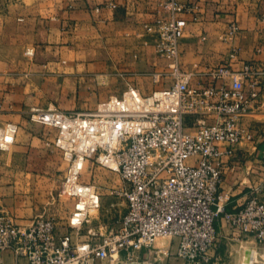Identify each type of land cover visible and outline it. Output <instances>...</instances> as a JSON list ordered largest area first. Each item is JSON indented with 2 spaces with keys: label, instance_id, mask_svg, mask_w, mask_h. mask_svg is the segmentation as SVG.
Masks as SVG:
<instances>
[{
  "label": "built area",
  "instance_id": "obj_1",
  "mask_svg": "<svg viewBox=\"0 0 264 264\" xmlns=\"http://www.w3.org/2000/svg\"><path fill=\"white\" fill-rule=\"evenodd\" d=\"M162 5L169 16L146 27L168 67L154 71L153 79L169 75V86L143 94L130 84L93 109L33 108L30 119L58 129L56 145L69 161L61 192L76 202L71 231L63 234L54 216L21 223L0 213V252H11L16 264H94L122 253L128 263H140L141 250L154 262H161L157 254L209 264L220 248L219 233L264 242V162L248 169L254 179L242 202L232 204L231 191L223 187L226 168H234L224 158L237 155L243 142L256 143L244 118L261 95L264 68L255 60L237 61L238 49L232 48L208 71L221 84L193 82V73L182 65L181 41L188 24L184 14H196L198 7L182 0H163ZM237 30L232 23L223 37L229 40ZM16 132L17 124L0 127L1 149L9 148ZM91 158L119 173L123 184L110 193L126 200L127 211L116 227L106 233L92 228L81 240L74 236L81 235L91 211L101 205L98 187L81 180ZM83 183L84 194L75 187ZM164 237L170 245H157Z\"/></svg>",
  "mask_w": 264,
  "mask_h": 264
},
{
  "label": "crops",
  "instance_id": "obj_2",
  "mask_svg": "<svg viewBox=\"0 0 264 264\" xmlns=\"http://www.w3.org/2000/svg\"><path fill=\"white\" fill-rule=\"evenodd\" d=\"M182 1L198 7L196 14H184L188 24L181 41L182 65L193 73V82L221 84L208 71L223 62L232 48L238 49L237 61L255 60L264 68V0ZM162 3L22 0L11 11L0 13V127L17 124L14 142L8 149L0 148V213L26 223L34 212L50 215L57 209L69 161L56 145L58 129L30 119L34 107L66 112L93 109L130 84L143 94L171 84L169 75L159 82L153 79L152 73L164 70L166 61L157 53L155 34L146 29L157 17L169 16ZM234 22L239 30L227 40L224 33ZM31 48L34 53L28 54ZM244 121L256 134V143L243 142L238 156L224 158L227 165L234 164L226 168L223 181L233 195L232 204L245 199L248 182L254 179L247 176L250 166L264 162V82ZM100 193L97 209L103 202ZM74 206L70 215L55 216L62 234L71 231ZM124 214L108 224L107 231ZM0 258L2 264H16L9 251L0 252ZM145 258L153 260L148 251H139L138 262Z\"/></svg>",
  "mask_w": 264,
  "mask_h": 264
},
{
  "label": "rangeland",
  "instance_id": "obj_3",
  "mask_svg": "<svg viewBox=\"0 0 264 264\" xmlns=\"http://www.w3.org/2000/svg\"><path fill=\"white\" fill-rule=\"evenodd\" d=\"M21 1L22 0H0V13L6 10L11 11L13 8H15L16 4H18ZM238 30H239V26H238ZM141 33L142 32L139 31V37H142ZM167 68L168 67L166 64L165 69ZM189 117L192 118L191 116ZM81 180L83 182L95 184L96 186L99 187V190L103 193V202L101 208L93 209L91 211L90 222L81 232V236L83 238L88 237L90 235L89 230L92 228L101 233H106L108 232L107 231L108 224L114 222L118 216L124 214L127 206L126 200L122 196H118L110 193L112 187H120L123 184L120 175L116 170L104 166L98 163L95 159L91 158L90 160H88L85 169L82 171ZM58 193L59 194L56 199V203H57L56 212L50 215L38 214L39 216H45V217L56 216L58 218H61V216L70 215V211L72 209V206H74V203L76 202V198L66 194H61L60 190H58ZM31 216H37V212L31 214ZM61 230L63 231V228ZM170 241L171 239L167 237L159 238L157 245L169 246ZM218 244L220 245V248L218 249V251L216 252L215 256L213 257L212 261L209 264H241L243 260L242 257L245 256L244 254L247 248H256L259 251V253L261 254L264 253V242L258 241L252 236H248V237L246 236L240 239H233V238L231 239L226 234L222 235L221 233H219ZM261 254L259 256V259L262 260L263 257ZM155 256L157 259L161 260V262L157 264H192L183 259L167 257L166 255L158 256L156 254ZM142 260L144 259H140V261ZM145 261H147V259ZM94 264H130V263H128L126 255L122 253L120 257H117L114 260L111 259L96 260Z\"/></svg>",
  "mask_w": 264,
  "mask_h": 264
},
{
  "label": "bare ground",
  "instance_id": "obj_4",
  "mask_svg": "<svg viewBox=\"0 0 264 264\" xmlns=\"http://www.w3.org/2000/svg\"><path fill=\"white\" fill-rule=\"evenodd\" d=\"M76 189L78 191H80L82 194L86 193V185L85 183L83 184H76L75 185ZM261 253H259V251L256 248H247L246 252H245V256L242 257L243 260L241 262V264H264V253H262V257L263 259H259ZM130 264H153L149 261H142L141 263H130Z\"/></svg>",
  "mask_w": 264,
  "mask_h": 264
}]
</instances>
